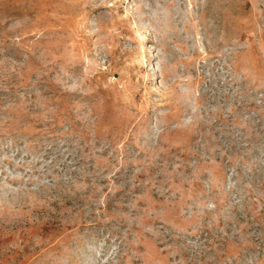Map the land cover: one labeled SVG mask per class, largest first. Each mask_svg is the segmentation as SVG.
Segmentation results:
<instances>
[{"label":"rangeland","instance_id":"1","mask_svg":"<svg viewBox=\"0 0 264 264\" xmlns=\"http://www.w3.org/2000/svg\"><path fill=\"white\" fill-rule=\"evenodd\" d=\"M0 264H264V0H0Z\"/></svg>","mask_w":264,"mask_h":264}]
</instances>
